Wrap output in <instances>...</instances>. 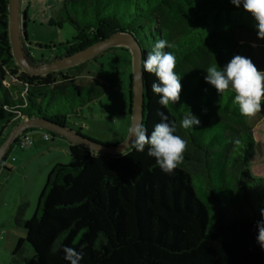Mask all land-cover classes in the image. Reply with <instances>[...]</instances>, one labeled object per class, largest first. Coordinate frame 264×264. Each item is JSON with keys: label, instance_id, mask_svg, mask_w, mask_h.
Here are the masks:
<instances>
[{"label": "trees", "instance_id": "16d2710c", "mask_svg": "<svg viewBox=\"0 0 264 264\" xmlns=\"http://www.w3.org/2000/svg\"><path fill=\"white\" fill-rule=\"evenodd\" d=\"M60 21L72 25L75 34L65 43L37 44L47 52L39 59L25 45L31 60L71 54L116 30L137 39L144 60L157 41L167 40L171 47L164 51L176 58L180 99L160 105L151 91L156 77L143 71L142 124L150 135L161 122L157 112H164L187 148L169 175L147 154V146L112 156L68 142L70 161L49 169L32 215L23 219L18 208L15 225L24 234L11 253L20 254L28 244L32 255L25 264H70L65 246L83 253L79 264H264L256 239L264 176L250 173L253 117L241 115L231 89L219 95L204 79L210 65L223 67L244 54L239 36L257 34L251 15L231 0H62L51 23ZM87 63L42 75L23 72L8 40L7 0H0V143L26 120L65 123L80 116L100 93L93 83L85 89L77 82ZM189 114L201 123L183 129L180 121ZM4 171L9 168L2 163L0 181Z\"/></svg>", "mask_w": 264, "mask_h": 264}, {"label": "rangeland", "instance_id": "374dc122", "mask_svg": "<svg viewBox=\"0 0 264 264\" xmlns=\"http://www.w3.org/2000/svg\"><path fill=\"white\" fill-rule=\"evenodd\" d=\"M61 1L19 0L20 36L33 59L47 55L37 44L65 43L75 34L74 27L66 21L52 25L57 21ZM238 43L244 45L242 56L250 58L257 69L264 72V39H259L256 33L245 32L239 36ZM94 57L87 60L85 68L80 70L77 82L85 89H90V83H93L92 87L100 93L81 108L80 116L66 118L65 123L88 138L113 144L124 138L129 128L131 55L126 48L116 46L96 55V59ZM32 62L40 64L47 61ZM263 120L264 108L251 121L255 155L250 173L256 177L264 176ZM22 134L28 137V141L10 148L4 162L9 171H4L0 181V264H25L32 255L28 244L23 246L20 254L11 253L13 238L24 234L15 225L14 217L18 208H22L21 217L29 218L49 169L54 164L70 161L65 138L42 128H29Z\"/></svg>", "mask_w": 264, "mask_h": 264}, {"label": "clouds", "instance_id": "9594fccd", "mask_svg": "<svg viewBox=\"0 0 264 264\" xmlns=\"http://www.w3.org/2000/svg\"><path fill=\"white\" fill-rule=\"evenodd\" d=\"M237 8L243 7L255 20L257 37L264 39V0H231ZM255 46V45H253ZM171 47L167 40L161 39L155 43L154 48L142 61L143 71L154 74L156 82L151 84V91L160 99L158 103L167 107L180 99L182 85L180 78L175 73L176 58L171 52L164 51ZM142 79L143 72L137 74ZM205 81L214 87L219 95L231 89L235 94L234 103L238 104L241 115L254 117L262 111L264 100V72L257 69L250 58L235 55L225 66L218 67L213 64L206 69ZM204 113L207 109H203ZM157 115L161 122L154 126L150 133L143 124H135L129 129L132 138L131 147L138 152H143L148 147V155L155 158L156 164L166 174H173L177 166L183 161L187 148V141L176 135L177 125L169 123V117L162 111ZM200 119L195 115H186L180 121L183 129L199 125ZM235 143H239L236 140ZM261 220L257 221L258 235L256 237L261 249L264 250V208L260 209ZM65 259L70 264H79L83 253H78L72 247L63 248Z\"/></svg>", "mask_w": 264, "mask_h": 264}, {"label": "water", "instance_id": "95a60500", "mask_svg": "<svg viewBox=\"0 0 264 264\" xmlns=\"http://www.w3.org/2000/svg\"><path fill=\"white\" fill-rule=\"evenodd\" d=\"M7 33L11 53L15 63L21 70L30 75H42L52 71H58L73 67L100 54L110 47H124L131 55V79H130V123L126 136L117 143L107 144L88 138L70 126L47 118H32L15 125L0 143V165L5 162L8 152L16 138L29 128H42L65 138L73 143L97 154L120 155L131 148L132 138L129 137V129L135 124L143 122L144 102V72L142 67L143 53L135 37L129 32L116 30L108 36L101 38L77 51L52 59L50 61L35 64L28 57L25 45L20 36L19 24V0H7ZM143 72L142 79L138 73Z\"/></svg>", "mask_w": 264, "mask_h": 264}, {"label": "built area", "instance_id": "2783aa9c", "mask_svg": "<svg viewBox=\"0 0 264 264\" xmlns=\"http://www.w3.org/2000/svg\"><path fill=\"white\" fill-rule=\"evenodd\" d=\"M22 137H23V138H20V140H19L20 142H23V141H24V142H25V141H28V137H26V136H25V134H23V136H22ZM20 142H19V143H20Z\"/></svg>", "mask_w": 264, "mask_h": 264}, {"label": "crops", "instance_id": "0c3cea01", "mask_svg": "<svg viewBox=\"0 0 264 264\" xmlns=\"http://www.w3.org/2000/svg\"><path fill=\"white\" fill-rule=\"evenodd\" d=\"M67 145H68V143H67ZM1 198H3V196L1 197ZM18 237H16V238H13V240H12V245L14 246V244H15V241H16V239H17ZM13 246H12V248H13Z\"/></svg>", "mask_w": 264, "mask_h": 264}, {"label": "flooded vegetation", "instance_id": "af4514ba", "mask_svg": "<svg viewBox=\"0 0 264 264\" xmlns=\"http://www.w3.org/2000/svg\"><path fill=\"white\" fill-rule=\"evenodd\" d=\"M63 124H66V123H63Z\"/></svg>", "mask_w": 264, "mask_h": 264}]
</instances>
